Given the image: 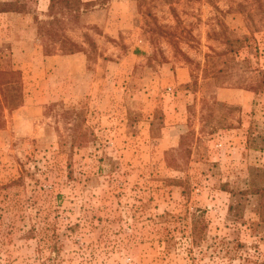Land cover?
<instances>
[{"label":"rangeland","instance_id":"374dc122","mask_svg":"<svg viewBox=\"0 0 264 264\" xmlns=\"http://www.w3.org/2000/svg\"><path fill=\"white\" fill-rule=\"evenodd\" d=\"M51 5L0 0V264H264V0Z\"/></svg>","mask_w":264,"mask_h":264},{"label":"trees","instance_id":"16d2710c","mask_svg":"<svg viewBox=\"0 0 264 264\" xmlns=\"http://www.w3.org/2000/svg\"><path fill=\"white\" fill-rule=\"evenodd\" d=\"M65 3L67 6L71 4H77L80 2V0H52V7L55 3ZM6 5V4H5ZM12 10V8L8 9H0V12L2 11H8ZM14 10V9H13ZM221 69L217 70L216 73H220ZM258 76H261L260 83H264V71H259ZM4 76H9L12 80L6 81L4 80ZM20 78V71L19 70H4L0 69V87L2 90H0V105L5 106L6 108L12 110L16 108L20 101H21V90H19L18 80ZM14 91V92H13ZM259 138L261 140H264V135H260Z\"/></svg>","mask_w":264,"mask_h":264},{"label":"crops","instance_id":"0c3cea01","mask_svg":"<svg viewBox=\"0 0 264 264\" xmlns=\"http://www.w3.org/2000/svg\"><path fill=\"white\" fill-rule=\"evenodd\" d=\"M96 14H99V12H95ZM105 15V14H104ZM100 16V15H99ZM96 24H98L101 28L103 27V28H105V32L107 31L108 33H110V34H113V33H116V32H118V30L117 29H115V30H112L111 31V28H110V26H112V24L111 23H106L105 22V18H104V16H103V19H98L97 21H94ZM74 57H77L76 55H74ZM64 59L65 58H63V57H59V61H61V62H63L64 61ZM76 59V58H75ZM46 60L48 61V58H46ZM223 93V92H222ZM226 93V92H225ZM224 93V94H225ZM222 95V94H221Z\"/></svg>","mask_w":264,"mask_h":264}]
</instances>
